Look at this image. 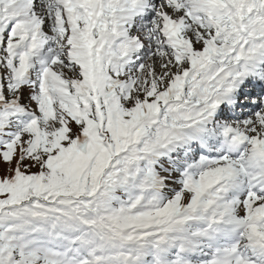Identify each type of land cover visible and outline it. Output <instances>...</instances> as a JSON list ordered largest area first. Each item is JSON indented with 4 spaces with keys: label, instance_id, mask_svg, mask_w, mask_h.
Segmentation results:
<instances>
[{
    "label": "snow or ice",
    "instance_id": "1",
    "mask_svg": "<svg viewBox=\"0 0 264 264\" xmlns=\"http://www.w3.org/2000/svg\"><path fill=\"white\" fill-rule=\"evenodd\" d=\"M0 264H264V0H0Z\"/></svg>",
    "mask_w": 264,
    "mask_h": 264
}]
</instances>
